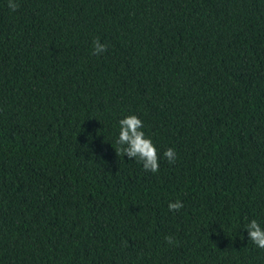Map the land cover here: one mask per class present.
<instances>
[{
	"label": "trees",
	"instance_id": "obj_1",
	"mask_svg": "<svg viewBox=\"0 0 264 264\" xmlns=\"http://www.w3.org/2000/svg\"><path fill=\"white\" fill-rule=\"evenodd\" d=\"M12 2L0 264H264L246 230L264 227V0ZM129 115L158 173L117 155Z\"/></svg>",
	"mask_w": 264,
	"mask_h": 264
},
{
	"label": "clouds",
	"instance_id": "obj_2",
	"mask_svg": "<svg viewBox=\"0 0 264 264\" xmlns=\"http://www.w3.org/2000/svg\"><path fill=\"white\" fill-rule=\"evenodd\" d=\"M9 7L16 11L19 5L9 0ZM107 51V45L100 42L99 38L93 41V55L99 56ZM120 131L117 143L122 148L117 151V155L121 152L129 158H138L145 170L152 173L159 172V153L151 138H148L142 130L143 121L136 115H129L119 121ZM164 157L170 164H174L177 159V153L173 148H168L164 152ZM184 207L183 203L177 200L169 204V211L176 212ZM246 230L249 234L250 241H252L258 248L264 249V227H261L255 219L246 225ZM169 245H174L177 241L168 236L165 238Z\"/></svg>",
	"mask_w": 264,
	"mask_h": 264
}]
</instances>
